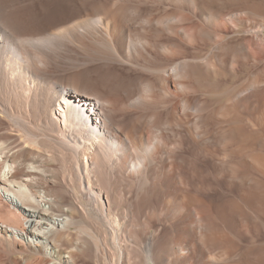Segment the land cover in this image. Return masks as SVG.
<instances>
[{"label":"bare ground","instance_id":"obj_1","mask_svg":"<svg viewBox=\"0 0 264 264\" xmlns=\"http://www.w3.org/2000/svg\"><path fill=\"white\" fill-rule=\"evenodd\" d=\"M0 264H264V0H0Z\"/></svg>","mask_w":264,"mask_h":264},{"label":"rangeland","instance_id":"obj_2","mask_svg":"<svg viewBox=\"0 0 264 264\" xmlns=\"http://www.w3.org/2000/svg\"><path fill=\"white\" fill-rule=\"evenodd\" d=\"M1 203V202H0Z\"/></svg>","mask_w":264,"mask_h":264}]
</instances>
